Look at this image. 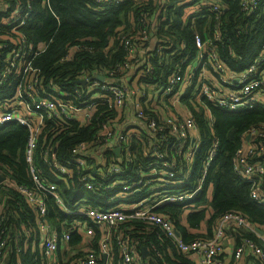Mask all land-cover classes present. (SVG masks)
<instances>
[{"label":"built area","instance_id":"obj_1","mask_svg":"<svg viewBox=\"0 0 264 264\" xmlns=\"http://www.w3.org/2000/svg\"><path fill=\"white\" fill-rule=\"evenodd\" d=\"M23 1V8L0 15V88L4 89L0 96V128L11 123L26 128L24 156L32 186L17 185L0 172L4 177L0 188L16 190L31 207L35 222L34 244L41 259L46 264L58 263L57 252L62 251L61 246L65 247L70 235L75 233L82 238L80 244H87V248L73 264H110L112 241H116L122 264H148L141 249L136 248L137 244L122 240L118 230L128 221H141L157 226L175 250L189 259L195 258L200 264H217L224 253L223 239L231 233L237 239L230 252L231 264H240L245 254L264 264V231L241 213H226L211 224L210 235L204 233L185 241L169 220L154 212L166 204L193 206L191 202L202 192L217 151L214 142L197 181L191 183L202 141L196 121L190 109L182 105L180 96L189 87L195 90V100L209 125L211 115L201 98L228 113L264 109V41L254 63L240 74L227 78L226 66L211 49V40L196 35L194 61L197 60V67L191 65L181 77L172 75L165 86L141 102L140 98L146 94L136 85L139 74L132 83L117 76L118 72L130 69V60L134 58L129 41L124 42L128 60L117 64L113 71H103L93 79L82 70L72 86L57 87L52 81L45 83L34 60L45 51L49 41L33 45L23 34L31 9V1ZM257 4L258 0H242V10L253 11ZM211 5L217 19L221 7L215 1ZM218 40L219 34L215 32L214 41ZM68 58L66 55L63 60ZM209 69L216 78L207 76ZM99 77H103L102 81ZM158 94L160 99H170L164 101L163 109L159 108L154 116L146 112V108H155ZM103 106L116 111L115 117L104 124L99 122V109ZM96 124L101 127L96 129L90 142L73 145L69 159L57 158L61 131L69 133L72 125L87 129ZM142 135L146 136L147 144ZM133 137L145 145L137 153L145 160L143 163H136L131 153L129 144ZM36 157L40 165L36 164ZM45 168L46 177L42 175ZM232 170L238 180L248 184L250 199L264 207V124L244 133L243 142L232 157ZM74 175L77 185L85 190L100 194L103 182V189L114 187L120 192L106 200L109 205L106 209L92 207L81 200L77 209H65V215L73 219V223L69 230L57 231L46 219L44 198L49 196L64 207L57 193L58 184L73 186L68 182ZM79 197L78 194L76 198ZM206 216L207 219L211 217L210 214ZM95 230L100 236L97 249L93 248ZM25 233L30 234V231ZM6 234L0 231V264L4 263ZM247 234L254 238L244 236Z\"/></svg>","mask_w":264,"mask_h":264},{"label":"trees","instance_id":"obj_2","mask_svg":"<svg viewBox=\"0 0 264 264\" xmlns=\"http://www.w3.org/2000/svg\"><path fill=\"white\" fill-rule=\"evenodd\" d=\"M30 1L31 9L22 31L33 45L49 41L45 51L34 60L45 83L52 81L57 87L64 84L72 86L82 70L93 79L103 71H113L117 64L128 60L124 42L129 41L134 58L130 60V69L124 73L118 72L117 76L132 83L139 74L136 85L146 94L140 98L141 102L145 101L146 96L165 86L172 75L181 77L186 74L196 57V35L203 40H211V49L226 66L228 76L238 75L252 65L264 41V0H258L257 7L249 12L242 10V0H48L47 4L46 0ZM214 1L221 7L217 19L216 13L211 10V3ZM10 3L15 4L14 9L24 7L23 0H11ZM215 32L219 34L218 41H214ZM66 55L69 58L63 60ZM148 68L151 69L147 72ZM211 75L217 77L213 72ZM197 77L198 75L194 80ZM3 90L0 88V96ZM176 94H179L178 91ZM195 95V90L189 87L180 96L182 105L190 109L196 121L202 141L191 183L197 181L207 152L214 142L217 143L214 162L208 170L203 190L191 202L193 208L200 210L188 213L186 211L192 207L166 204L157 207L154 212L169 220L185 241L192 239L186 237V230L181 227L185 212L186 223L193 227L200 222L207 224L206 235L211 232V224L215 219L229 212L243 214L250 223L264 231V207L250 199L248 184L238 180L232 170V157L241 146L244 133L264 124V109L228 113L201 98V103L208 107L211 115L212 123L209 125L202 107H192ZM168 99L170 97L160 99L159 95L155 108H146V112L155 116L156 111L163 109L162 105ZM114 113L116 111L106 106L100 107L99 122L106 123L115 117ZM100 127L96 124L94 128L90 126L78 129L72 125L69 133L61 131L57 158L69 159L73 145L83 141L90 142L96 129ZM27 136L26 128L13 123L0 128V172L17 185L31 187L32 181L24 156ZM142 138L147 144L146 136L142 135ZM131 139L129 145L134 160L136 163H143L145 160L137 153L145 145L135 137ZM35 162L38 165L41 163L37 157ZM42 170V175L46 177V168ZM68 183L74 185L59 183L57 189L64 207L49 196L44 198L46 219L57 231L69 230L73 223V219L65 215V209H77L82 203L106 209L109 206L106 200L120 192L114 187L111 190L103 189V182L100 184V194L104 196L96 191L85 190L77 185L76 175ZM209 188H212L208 205L211 217L205 219L206 211L203 206L206 202L205 193ZM78 194L80 197L76 198ZM0 206V231L7 233L3 264H46L34 244V216L25 198L14 189L2 187ZM118 230L122 240L136 243L138 250L147 249L145 259L148 264H193L186 255L175 250L159 228L151 223L128 221ZM25 231H30V234ZM244 236L254 238L248 234ZM99 238V232L95 230L94 249H97ZM81 241L79 235L72 233L65 247L69 250ZM110 249V264H122L116 241L111 242ZM57 254L61 255V252ZM73 262L74 260L61 263L59 260L56 264Z\"/></svg>","mask_w":264,"mask_h":264},{"label":"crops","instance_id":"obj_3","mask_svg":"<svg viewBox=\"0 0 264 264\" xmlns=\"http://www.w3.org/2000/svg\"><path fill=\"white\" fill-rule=\"evenodd\" d=\"M11 0H2L0 1V15H3V13H8V12H5V11H10L12 12L13 9H14V5L15 4H11L10 3ZM212 71L211 70H208L207 71V76L209 78L213 77V75H211ZM234 76V75H232ZM232 76H227V78H232ZM236 78V77H234ZM233 78V79H234ZM211 195H212V188H209L208 190H206V193H205V198H206V202L204 204L203 207H205V211H206V214H209L210 212L208 211V205L210 203V200H211ZM192 207V206H190ZM200 209H196V208H191V209H188L186 212L189 211V213H194L195 211H199ZM186 212L181 220V227L184 228L186 230V237L188 236L189 239H193L194 237L196 236H200L202 234H206L208 232V226L205 222H200L198 223L196 226H192L190 223H186ZM205 219H207V216L205 217ZM211 234V232L209 233V235ZM230 234V233H229ZM188 240V239H187ZM237 239L235 238V234L234 233H231L230 235L226 236L224 239H223V248H224V253H222L219 258H218V263L217 264H231V260H232V256L230 255V252L234 246V244L236 243ZM61 253H63V255H66L67 256V253L68 255L70 254L69 250H67L64 245L61 246ZM146 249V248H145ZM148 254V251L146 249V255H142L143 257H146ZM193 261V264H200L199 261H196L195 258H192L191 259ZM240 264H259V261L255 260L252 256L250 255H247L245 254L241 260V263Z\"/></svg>","mask_w":264,"mask_h":264},{"label":"rangeland","instance_id":"obj_4","mask_svg":"<svg viewBox=\"0 0 264 264\" xmlns=\"http://www.w3.org/2000/svg\"><path fill=\"white\" fill-rule=\"evenodd\" d=\"M3 37L6 38L7 36L3 35ZM192 65L194 66V68L197 67V60L194 61ZM193 104L195 105V108H198V103L196 100L193 102ZM199 104H201V103H199ZM130 132H131V129L128 130V133H130ZM188 213H189V211H188ZM86 248H87V244L82 243V244H79L73 248H70L69 249L70 254L68 255V253H67V256H64L63 253H61V255H59L61 263L71 261V260H74V261L78 260L79 257L83 254V252H85Z\"/></svg>","mask_w":264,"mask_h":264},{"label":"water","instance_id":"obj_5","mask_svg":"<svg viewBox=\"0 0 264 264\" xmlns=\"http://www.w3.org/2000/svg\"><path fill=\"white\" fill-rule=\"evenodd\" d=\"M102 79H103V77H99V80H100V81H102ZM117 153H118V150L115 151V154H116V155H117ZM3 179H4V177H1V176H0V182H1ZM257 230H258L259 233H261V231H260L259 229H257ZM141 251H142V255H143V256L146 255V249H145V248H142Z\"/></svg>","mask_w":264,"mask_h":264}]
</instances>
